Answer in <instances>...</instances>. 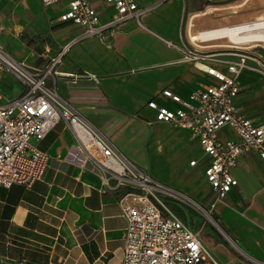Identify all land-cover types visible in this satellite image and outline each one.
Instances as JSON below:
<instances>
[{"label": "crops", "instance_id": "0c3cea01", "mask_svg": "<svg viewBox=\"0 0 264 264\" xmlns=\"http://www.w3.org/2000/svg\"><path fill=\"white\" fill-rule=\"evenodd\" d=\"M141 3L150 6L141 15L143 27L128 20L118 25L106 42L88 37L68 48L57 67L58 94L116 152L213 214L234 246L221 243L210 225L205 239L227 264L264 262V162L259 154L252 151L239 157L232 169L236 185L216 202L204 176L208 157L198 141L186 128L156 121L155 110L147 105L154 100L159 107L176 110L180 103L165 96L163 90L186 99L194 88L215 84L212 76L184 60L177 47L188 44L192 34L257 18L264 12V0ZM65 8L66 1L43 6L41 0H0V45L5 40L13 42L14 59L42 66L48 56L82 31L78 25L57 20ZM99 16L106 20L109 13L100 9ZM23 31L28 40L32 35H46L49 41L43 51L20 41L17 36ZM223 39L210 41L223 43ZM211 65L225 71L221 63ZM13 79L10 74L3 75L7 97L20 93L6 87ZM238 83L240 92L234 106L255 124H264V77L245 69L238 75ZM217 137L237 136L224 127ZM73 141L65 122H57L36 143L48 154L43 176L29 186L0 185L1 264L120 263L126 218L116 194L100 191L99 170L93 161L80 169L63 160ZM191 160L196 163L190 165Z\"/></svg>", "mask_w": 264, "mask_h": 264}, {"label": "built area", "instance_id": "2783aa9c", "mask_svg": "<svg viewBox=\"0 0 264 264\" xmlns=\"http://www.w3.org/2000/svg\"><path fill=\"white\" fill-rule=\"evenodd\" d=\"M60 1H66V8L57 20L78 25L82 31L56 54L48 56L42 66L16 61L0 48V185L29 186L39 180L44 174L48 154L36 143L57 122L64 121L74 141L63 160L80 169L88 160L93 161L99 170L100 191L116 194L126 218L119 264H227L226 258L205 239L210 223L218 227L211 212L185 193L155 180L116 152L57 91L56 80L60 75L57 67L72 44L88 37L106 42L118 25L128 20L143 27L141 15L150 6L142 5L141 0H41V3L50 6ZM100 9L109 13L106 20L100 19ZM188 39V44L177 47L183 59L204 70L216 83L194 88L186 99L163 90L165 96L180 103L176 110L159 107L154 100L147 105L155 110L156 121L186 128L190 137L198 141L202 153L208 157L205 180L216 202H220L237 183L232 169L240 156L255 151L264 162V124H255L233 104L240 92L238 75L243 70H254L264 77V42L220 43ZM212 63L223 64L225 71L218 70ZM5 73L21 82L18 95L7 97L5 94L2 87ZM88 77L95 79L91 75ZM224 127L233 129L237 137L219 140L217 131ZM195 163L191 160L189 164ZM164 198L203 212L205 220L197 229H192L167 210L162 202Z\"/></svg>", "mask_w": 264, "mask_h": 264}, {"label": "rangeland", "instance_id": "374dc122", "mask_svg": "<svg viewBox=\"0 0 264 264\" xmlns=\"http://www.w3.org/2000/svg\"><path fill=\"white\" fill-rule=\"evenodd\" d=\"M260 16H264V12ZM260 16H258V17H260ZM257 18L250 20L248 22H244V23H251V22L255 21ZM237 25H239V24H237ZM24 26L26 27L27 25L25 24ZM226 27H228V26H226ZM17 37L24 44H28L29 47H36L38 49H42L41 51H43L44 45L46 43H48V41H49V38L44 34L43 35H32L31 40H28L25 38L26 35H25L24 31L21 32ZM222 38H224L223 40H225L224 41L225 43L231 42L226 37H222ZM249 43H253V42H249ZM13 47H14V43L13 42L10 43V42H8V40L3 41L0 45V48L4 52H6L10 57L12 56V58L15 57V55L12 54L13 53L12 52ZM14 60H16V59H14ZM16 61H18V60H16ZM21 62H23V61H21ZM25 63L30 64L28 61H25ZM6 87L12 89L13 92H15V93L21 91V89H22L21 82L16 80V79H13L10 82L8 81L6 83ZM162 202L164 203V206L167 208V210L169 212H171L172 214H174L175 216H177L178 218L183 220L192 229L196 228L200 222L205 220V214L203 212L196 211L195 209L191 208L190 206H187L185 204L179 203L175 200L168 199V198H164ZM210 215H211L212 219L215 221V223L220 228H222L220 223L218 222V220H216V218L213 216V214H210ZM209 225H210V229H212L215 232L216 237L219 239V241L221 243H223L227 247H229V246L232 247V244L228 241L226 236H224L217 229V227H215L212 223H210Z\"/></svg>", "mask_w": 264, "mask_h": 264}, {"label": "bare ground", "instance_id": "6f19581e", "mask_svg": "<svg viewBox=\"0 0 264 264\" xmlns=\"http://www.w3.org/2000/svg\"><path fill=\"white\" fill-rule=\"evenodd\" d=\"M222 37H226L233 43L264 42V16L258 17L251 23H242L235 26L218 28L216 30L201 32L196 35L192 34L190 38L192 40L197 39L198 41V39L210 40Z\"/></svg>", "mask_w": 264, "mask_h": 264}, {"label": "water", "instance_id": "95a60500", "mask_svg": "<svg viewBox=\"0 0 264 264\" xmlns=\"http://www.w3.org/2000/svg\"><path fill=\"white\" fill-rule=\"evenodd\" d=\"M218 227H219V226H218ZM218 227H217V229L223 233L222 229H221L220 227H219V228H218ZM223 234H224V233H223Z\"/></svg>", "mask_w": 264, "mask_h": 264}]
</instances>
